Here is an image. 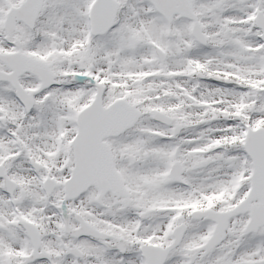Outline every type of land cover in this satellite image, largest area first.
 <instances>
[{
  "label": "rangeland",
  "instance_id": "obj_1",
  "mask_svg": "<svg viewBox=\"0 0 264 264\" xmlns=\"http://www.w3.org/2000/svg\"><path fill=\"white\" fill-rule=\"evenodd\" d=\"M21 1L0 0V7L8 3L17 5ZM80 1L82 4L78 5L79 0H45L42 15L44 17L48 12L47 5L54 2L50 9L53 22L52 26L40 24L38 30L47 33V48L56 54L52 59H46L47 50L41 44L35 49L27 47L28 40L24 39L29 37L22 26H18L14 35L7 37L0 18V50L12 51L13 41L19 40L22 51L44 58L58 78L45 103L48 116L43 117L35 110L24 115L11 96L2 95L0 85V117L6 118L5 123L0 124V163L29 190L24 206L49 235L48 241L57 242L62 230H59L57 216L49 209L43 211V204L58 205L69 211L83 208L86 213L91 208L87 195L72 201L65 200L60 186L42 202L41 187L36 185V179L30 172V161L33 160L43 163L38 174L47 170L54 178L64 176L65 158L59 152L62 151L69 158L65 160L67 173L61 180L70 176L71 167L67 165L71 155L70 138L76 131V113L70 110H80L89 99L88 92L80 95L82 90L77 89L81 85L77 84V74L82 73L80 64L88 66V80L99 76L107 81L104 104L122 97L141 105L144 111L133 130L120 138L108 140V144L111 150H129L128 153L139 158L137 162L146 166V201L160 199V206H178L189 212L206 206L205 203L217 209H227L242 200L251 174L250 160L243 148L244 137L248 128L264 127V50L260 31L253 23L257 10L264 13V0L197 1L194 10L208 36L209 48L194 45L191 54L177 58L175 46L191 44L187 36L188 22L175 17L166 26L147 0H116L118 13L114 30L104 38L92 37L88 48L83 41V25H87L85 10L92 0ZM66 7L68 12H64ZM62 15L63 23L60 21ZM225 28L229 31L228 39L221 45ZM129 35L139 40L133 51L127 46ZM80 43L83 44L77 47ZM154 45L169 56L166 64L161 66L156 61ZM78 49L85 52L78 53ZM69 61L72 63L70 68ZM194 68L196 73L201 72L206 77L202 80L196 78ZM214 78L218 80L214 81ZM66 82L73 86L66 87L67 94L62 89ZM24 83L32 85L28 78ZM240 85L245 86L240 88ZM216 96L219 99L232 97L238 104L228 103L221 111L220 105L210 103ZM151 109L162 110L173 118V122L182 124L180 133L171 138L170 127L151 120ZM227 119H231L230 125H227ZM56 123L58 128L54 133ZM225 126L230 128L222 135L218 130ZM201 158L212 160L211 165L194 171L193 163ZM173 160H180L185 168L184 186H176L167 178L168 166ZM0 209L3 210V206L0 205ZM168 217L169 214H165L159 225L165 241L168 239ZM245 222L246 216L235 218L232 231L223 248L214 253L212 262L225 256L236 264H264V227L256 238L243 236L240 226ZM127 223H133L130 217ZM207 236V226L195 223L187 241L196 245ZM229 248H233L231 255L227 254ZM12 249L15 254L20 252L17 246Z\"/></svg>",
  "mask_w": 264,
  "mask_h": 264
},
{
  "label": "flooded vegetation",
  "instance_id": "obj_2",
  "mask_svg": "<svg viewBox=\"0 0 264 264\" xmlns=\"http://www.w3.org/2000/svg\"><path fill=\"white\" fill-rule=\"evenodd\" d=\"M125 154L126 152L118 154L116 165L119 168L120 175L127 181L131 204L126 209L123 208L120 199L110 192L102 196L100 203H96L97 191L93 190L94 194L92 193L89 199L91 202L93 200L94 216L92 219H89V216H83V219L100 234L98 238L86 236L78 243L81 258L78 259L77 264H133L132 260L135 264H146V257L141 252L142 247L147 245L167 246L164 232L159 230V225L162 223V213L159 214L160 208L158 206L160 199L152 202L146 201L144 193V172L146 166L136 162V158L132 156L129 157L128 162H125ZM142 211H146L142 215L146 217L144 220L139 218V213ZM124 214L135 220L134 226L131 223L128 224L126 219H123L122 216ZM116 218L123 220L115 221ZM178 224H185L186 226L183 239L177 248L168 254L169 256L163 264H183L186 261V257L202 244L192 245L190 241H187L194 223L186 221L185 214H178ZM63 240L70 241L65 243ZM66 246H77V239L65 234L58 244H49L47 242L42 244L41 242L40 249L50 254V261L56 262L61 260V256L65 257L66 260L69 259L67 255L61 254L62 248ZM23 259L24 261L18 264H35L38 262H27L25 255ZM61 261L63 264L66 262L65 260ZM225 262L227 264H235L227 261L226 257H223L220 262L214 261L215 264H223ZM193 264H211L210 254L204 258H197Z\"/></svg>",
  "mask_w": 264,
  "mask_h": 264
},
{
  "label": "water",
  "instance_id": "obj_3",
  "mask_svg": "<svg viewBox=\"0 0 264 264\" xmlns=\"http://www.w3.org/2000/svg\"><path fill=\"white\" fill-rule=\"evenodd\" d=\"M155 8L170 21L174 13L184 16L194 21L192 33L202 43L205 42L204 36L201 33L200 26L196 22V17L191 10L192 0H151ZM116 7L113 0H97L91 11V27L94 33H103L108 30L113 22ZM264 28V26H263ZM264 38V35H263ZM131 41V39H130ZM134 41L130 42V47H133ZM162 59V58H160ZM122 102L113 104L106 110L100 109V102L96 98L91 107L82 111L77 119L78 134L72 142L75 154V168L73 176L68 182L69 185H76L75 191H72L69 197L77 195L80 191L86 189L91 184L98 185L97 179L90 175H86L83 171L82 156L87 150H108L103 142V139L108 136H116L122 133L126 128L131 127L138 118V113L131 107L128 108L126 114H119ZM154 119L169 123L164 120V115L159 112H152ZM178 128L174 130V133ZM245 148L253 160L254 172L252 175V186L248 197L241 202L233 211L229 212L227 217H231L238 212L248 211L250 221L247 228L255 230L259 225L264 224V129H258L254 132L249 131L246 140ZM91 153H88V155ZM108 170L114 176L115 173L111 167ZM95 168L92 167V170ZM99 170V168H96ZM100 170L106 171V168L100 167ZM83 175V176H82ZM180 170L175 166L171 173L172 179L178 181ZM117 179V185L119 184ZM68 185V186H69ZM101 185V184H100ZM69 191V188H67ZM70 192V191H69ZM252 201H257V206H250ZM207 217H214L207 214ZM224 223H216L212 237L207 241L204 248L206 252L217 245L223 238ZM250 231L249 229L246 232ZM180 238V233L177 234V239Z\"/></svg>",
  "mask_w": 264,
  "mask_h": 264
},
{
  "label": "bare ground",
  "instance_id": "obj_4",
  "mask_svg": "<svg viewBox=\"0 0 264 264\" xmlns=\"http://www.w3.org/2000/svg\"><path fill=\"white\" fill-rule=\"evenodd\" d=\"M219 100L222 102V100H224V102H222V103H220L219 102ZM210 103L212 104V105H220L221 106V111H224V108L228 105V103L230 104V105H233V104H238V102H237V100H235L234 98H232V97H229V98H227V99H224V97H222V98H218L217 96L216 97H214L213 99H211V101H210ZM206 106V105H205Z\"/></svg>",
  "mask_w": 264,
  "mask_h": 264
}]
</instances>
